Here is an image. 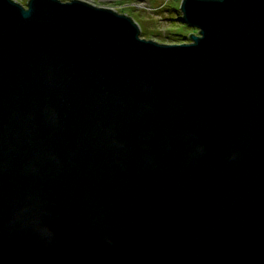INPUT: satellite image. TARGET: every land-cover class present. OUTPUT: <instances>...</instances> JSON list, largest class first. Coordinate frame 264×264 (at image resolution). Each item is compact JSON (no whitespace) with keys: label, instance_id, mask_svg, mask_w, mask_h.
I'll use <instances>...</instances> for the list:
<instances>
[{"label":"water","instance_id":"1","mask_svg":"<svg viewBox=\"0 0 264 264\" xmlns=\"http://www.w3.org/2000/svg\"><path fill=\"white\" fill-rule=\"evenodd\" d=\"M179 8L0 0V264H264V0Z\"/></svg>","mask_w":264,"mask_h":264},{"label":"rangeland","instance_id":"2","mask_svg":"<svg viewBox=\"0 0 264 264\" xmlns=\"http://www.w3.org/2000/svg\"><path fill=\"white\" fill-rule=\"evenodd\" d=\"M26 5L27 0H17ZM66 1V0H63ZM95 6L113 8L134 18L140 26V36L162 43L189 41L188 33L197 34V28L188 27L180 20V0H84ZM170 17H177L172 20ZM185 25V26H184ZM176 33L179 35H174ZM183 35L185 37H182Z\"/></svg>","mask_w":264,"mask_h":264},{"label":"trees","instance_id":"3","mask_svg":"<svg viewBox=\"0 0 264 264\" xmlns=\"http://www.w3.org/2000/svg\"><path fill=\"white\" fill-rule=\"evenodd\" d=\"M132 18V17H131ZM172 20H178V18H175V17H170ZM134 19V18H133ZM135 20V19H134ZM136 21V20H135ZM185 26V25H184ZM172 34H174V35H179V34H176V33H172ZM180 36H182V37H185V36H183V35H180ZM179 42H182V41H179Z\"/></svg>","mask_w":264,"mask_h":264}]
</instances>
